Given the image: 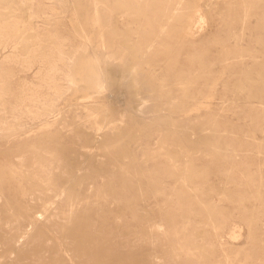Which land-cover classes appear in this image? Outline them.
Instances as JSON below:
<instances>
[{
  "label": "rangeland",
  "instance_id": "374dc122",
  "mask_svg": "<svg viewBox=\"0 0 264 264\" xmlns=\"http://www.w3.org/2000/svg\"><path fill=\"white\" fill-rule=\"evenodd\" d=\"M59 40L56 86L18 107L21 61ZM79 47L112 81L93 110L119 117L96 144ZM0 182V264H264V0H0Z\"/></svg>",
  "mask_w": 264,
  "mask_h": 264
},
{
  "label": "bare ground",
  "instance_id": "6f19581e",
  "mask_svg": "<svg viewBox=\"0 0 264 264\" xmlns=\"http://www.w3.org/2000/svg\"><path fill=\"white\" fill-rule=\"evenodd\" d=\"M189 2V1H188ZM175 3V2H174ZM137 4V3H136ZM194 4V3H193ZM95 5V4H94ZM138 5V4H137ZM55 6V5H54ZM100 6V5H99ZM135 6V5H134ZM196 6V5H195ZM95 8V7H94ZM78 9V8H77ZM69 10V9H68ZM170 11V10H169ZM59 12V11H58ZM97 12V11H96ZM95 12V13H96ZM106 12V11H105ZM51 13V12H50ZM54 13V12H53ZM72 14V13H71ZM175 14V13H174ZM135 15V14H134ZM137 15V14H136ZM49 16V15H48ZM47 16V17H48ZM51 16V15H50ZM209 16V15H208ZM40 17V16H39ZM52 17V16H51ZM134 17V16H133ZM141 17V16H140ZM143 17V16H142ZM53 18V17H52ZM32 19V18H31ZM74 19V18H73ZM73 19H69V20H73ZM215 19V18H214ZM10 20V19H9ZM170 20V19H169ZM31 21V20H30ZM71 21H69V22H71ZM136 20L134 19V22H135ZM200 21H204V16L203 15H201L200 16ZM215 21V20H214ZM28 22V21H27ZM74 22V21H73ZM235 22V21H234ZM72 23V22H71ZM70 23V24H71ZM77 24V23H76ZM107 24V23H106ZM207 24V26H208V22L206 23L205 22V25ZM73 25V24H72ZM30 26V25H29ZM204 26V25H203ZM81 27V26H80ZM90 27V26H89ZM92 27V26H91ZM134 27H136L135 26V24H134ZM71 28V27H70ZM73 28H74V26H73ZM139 29V28H138ZM18 30V29H17ZM33 30V29H32ZM104 30V29H103ZM5 31V30H4ZM66 31V30H65ZM183 31H184V29H183ZM198 31H199V29H198ZM108 32V31H107ZM163 32H165V27L164 28H162L161 29V31L159 32V34H161V33H163ZM2 33L3 34H5V32H3L2 31ZM184 33V32H183ZM67 34V33H66ZM92 34V33H91ZM93 35V34H92ZM167 35V34H166ZM169 35V34H168ZM62 36H63V34H62ZM86 37V36H85ZM93 37V36H92ZM102 37H103V35H102ZM52 38V37H51ZM91 38V37H90ZM175 38V37H174ZM21 39H23V38H21ZM53 39V38H52ZM103 39V38H102ZM156 39V38H155ZM177 39H178V37H177ZM25 40V39H24ZM56 40V39H55ZM54 40V41H55ZM176 40V39H175ZM90 40H88V42H89ZM174 41V40H173ZM21 42H22V40H21ZM29 42V41H28ZM50 42H52L51 40H50ZM67 42H68V40H67ZM49 44H51V43H49ZM48 44V46H50ZM66 43L64 42V40L62 41H57V42H55V43H53L50 47H49V49H48V53L45 55V57H43L42 56V58L41 59H37V58H28V59H23L24 61H21V65H22V67L21 68H24V70H26V71H29V72H31V70H34L35 69V71L34 72H36V79H37V83H36V85L34 86V87H32V88H29V89H27V90H25L24 91V93L21 95V96H19V98H18V102H17V106L18 107H20V106H23V105H26L27 106V104H31L32 102H34V101H36L42 94H43V91H44V89L45 88H49V87H55L56 86V75H57V73L59 72V68H60V65L62 64V63H64V59L67 57V55H66V53H65V49H64V45H65ZM13 46V45H12ZM68 46H69V44H68ZM21 47V46H20ZM19 47V48H20ZM24 49V48H23ZM95 49V48H94ZM100 49V48H99ZM151 49V48H150ZM149 49V50H150ZM31 50H33V49H31ZM98 50V49H97ZM148 50V49H147ZM3 51V50H2ZM24 51V50H23ZM126 51V50H125ZM13 52H14V50H13ZM85 52H86V50H85V48L84 47H79L78 49H77V53L79 54V58L77 59V61L76 62H74L73 64H72V67H73V69L72 70H75V72H76V74L77 75H79V80L81 79V81L80 82H82V85H81V87H79V86H77V83L76 82H74L75 84H74V86H73V88H72V90H73V92H72V94L71 95H75L77 92L78 93H81V95L79 96V104H80V106H82L84 109H85V111H86V117H88L87 119H94V118H100L101 119V123L100 124H98V123H96V124H92V126H91V130L93 131V133H94V137H93V143H97L98 141H99V139L101 138V136H102V134L107 130V128H115V127H117V124H116V121L118 120V118L119 117H114V116H112V114L109 112V110L108 109H106V108H100V109H97L96 108V110H93L95 107V103H96V99L97 98H99L101 95H106V93H109L110 92V84L112 83V81L107 77V76H105L104 74H102V73H100V72H98L94 67H92V66H90V67H84L86 64H87V62H88V59H87V62L86 61H84V54H85ZM93 53V52H92ZM12 54V53H11ZM21 54H23V53H21ZM25 55V54H24ZM43 55V54H42ZM22 56V55H21ZM131 56V55H130ZM95 57V56H94ZM132 57V56H131ZM21 58V57H20ZM24 58H26V56L24 57ZM40 58V57H39ZM11 59V58H10ZM119 61H120V63L122 64L123 62H122V58L121 59H119ZM13 62H15V60L13 61ZM70 62H71V60H70ZM84 62H86L85 63V65L83 64ZM89 64H91V63H89ZM87 66V65H86ZM127 67V69H126V71H125V74L124 75H121L122 77L120 78V80H118V83H119V87H121V88H124L125 90H127V91H131L132 93H133V96H135L136 98L138 97V93H137V65H134V64H131V65H129V66H126ZM68 69V68H67ZM100 69V68H99ZM174 72V71H173ZM72 74H75L74 73V71H72L71 72ZM34 74V73H33ZM17 75V74H16ZM76 75V76H77ZM75 76V75H74ZM32 77H34V76H32ZM75 79V78H74ZM73 79V81H75ZM59 80V79H58ZM65 81H67V80H65ZM253 81V80H252ZM34 82V81H33ZM32 82V83H33ZM78 82V81H77ZM9 83V82H8ZM68 84V83H67ZM33 85V84H32ZM68 86V85H67ZM170 86V85H169ZM28 87V86H27ZM67 89H68V87H66ZM167 88V87H166ZM3 89V88H2ZM23 90V89H22ZM69 90V89H68ZM70 90H71V88H70ZM71 90V91H72ZM168 90V89H167ZM9 91V90H8ZM242 91V90H241ZM57 92V91H56ZM65 92V91H64ZM68 92V91H67ZM70 92V91H69ZM68 92V93H69ZM168 92V91H167ZM46 94V93H45ZM57 95H58V93H57ZM62 95V94H61ZM68 95V94H67ZM77 95V94H76ZM60 96V95H59ZM78 96V95H77ZM69 97V96H68ZM75 97V96H74ZM108 97V96H107ZM51 98V97H50ZM54 98V97H53ZM76 98V97H75ZM211 98H213V97H211ZM68 99H72V98H66V101L68 100ZM78 99H76V100H78ZM54 100V99H53ZM75 100V99H74ZM170 101V100H169ZM37 102V101H36ZM174 102V101H173ZM181 102V101H180ZM52 103H53V101H52ZM63 103H65V102H63ZM159 103H161V102H159ZM34 104V103H33ZM54 104H55V102H54ZM126 104V103H125ZM145 104V103H144ZM35 105V104H34ZM99 105H101V104H99ZM104 105V104H103ZM203 105V104H202ZM233 105V104H232ZM53 106V105H52ZM79 106V107H80ZM97 106V105H96ZM126 106V105H125ZM54 107V106H53ZM100 107V106H99ZM262 107V106H261ZM29 108V107H28ZM45 108V107H44ZM120 108V107H119ZM203 108V107H202ZM131 109V108H130ZM135 109V108H134ZM155 109V108H154ZM153 109V110H154ZM38 110V109H37ZM125 110V109H124ZM28 111V110H27ZM84 111V110H83ZM134 111V110H133ZM234 111V110H233ZM118 112V111H117ZM116 112V113H117ZM120 113L121 112H119V115H120ZM135 113H136V111H135ZM117 115V114H116ZM139 115V114H138ZM138 115H136V116H138ZM134 116H135V114H134ZM38 117V116H37ZM37 119V118H36ZM48 119V118H47ZM179 119V118H178ZM83 120V119H82ZM82 120H81V123H82ZM78 121H80V119L78 120ZM89 121V120H88ZM87 121V122H88ZM48 124V123H47ZM131 124V123H130ZM110 125V126H109ZM138 125V124H137ZM61 127V126H60ZM39 128H42V127H39ZM38 128V129H39ZM129 128V127H128ZM137 129V128H136ZM38 131V130H37ZM81 131V130H80ZM128 131V130H127ZM40 132V131H39ZM32 133V132H31ZM30 133V134H31ZM116 133V132H115ZM29 134V135H30ZM28 135V134H27ZM28 135V136H29ZM116 135V134H115ZM2 136V135H1ZM110 136H113V135H110ZM126 136V135H125ZM134 136H135V134H134ZM13 138V137H12ZM11 138V139H12ZM116 139H117V137H115ZM2 139V138H1ZM109 139H110V137H109ZM48 140V139H47ZM74 140H76V139H74ZM36 141V140H35ZM95 147V146H94ZM99 149V148H98ZM93 150H94V148H93ZM92 152V151H91ZM23 153V152H22ZM165 157V156H164ZM37 158V157H36ZM88 159H89V156H88ZM101 159V158H100ZM171 161V160H170ZM172 162V161H171ZM76 163V162H75ZM78 164V163H77ZM178 175V174H177ZM35 179V178H34ZM52 180V179H51ZM74 180V179H73ZM5 181H8V180H5ZM33 181H31V183H32ZM1 183V182H0ZM71 184H72V182H70ZM7 185V184H6ZM3 186V185H2ZM1 187V186H0ZM27 189V188H26ZM6 190V189H5ZM134 191V190H133ZM137 191V190H136ZM2 192V191H1ZM6 192H7V190H6ZM64 192V191H63ZM5 192H3V194H4ZM136 193V192H135ZM2 194V195H3ZM63 194V193H62ZM61 194V195H62ZM133 194V193H132ZM7 195V194H6ZM5 195V196H6ZM1 196V195H0ZM5 196H4V198H5ZM35 196H36V194H35ZM59 196L60 195H58L56 198H51V199H46V200H44L42 203H41V208L39 209V210H37V213H36V211L34 212L35 213V215H34V219L32 220V221H30L29 222V225H27V227L25 228V230H24V232L19 236V239H18V241H21L23 238H25L26 236H27V234L29 233V231H31L32 229H33V227L35 226V224L39 221V220H41L42 218H44V217H46L52 210H53V208H54V206H55V204H56V201H57V199L59 198ZM103 198V197H102ZM3 200V199H2ZM6 200H7V198H6ZM131 200H133V199H131ZM5 201V200H4ZM3 201V202H4ZM9 201H10V198H9ZM36 201V200H35ZM173 201V200H172ZM256 201V200H255ZM6 203H8L7 201H6ZM5 203V204H6ZM171 203V202H170ZM172 203H174V201L172 202ZM1 204H3V203H1ZM9 205H11V204H8V206ZM81 205V204H80ZM264 205V204H263ZM262 205V206H263ZM2 206V205H1ZM4 206V205H3ZM2 206V207H3ZM7 206V205H6ZM5 206V207H6ZM12 206V205H11ZM17 206V205H16ZM162 206V205H161ZM13 207H15V206H13ZM32 207L33 206H31V209H32ZM58 207V206H57ZM62 207V206H61ZM83 207V206H82ZM75 208H76V206H75ZM263 208V207H262ZM1 209V208H0ZM20 209V208H19ZM34 209V208H33ZM35 209H38V208H36L35 207ZM34 209V210H35ZM63 209V208H62ZM60 207H59V210H62ZM169 209H172V208H169ZM4 210H5V208H4ZM3 210V211H4ZM16 210V209H15ZM77 210V209H76ZM145 210V209H144ZM2 211V212H3ZM6 211V210H5ZM33 211V210H32ZM27 213V212H26ZM4 214V213H3ZM52 214V213H51ZM57 214V213H56ZM7 215V214H6ZM23 215V214H22ZM67 215V214H66ZM78 215V214H77ZM154 215V214H153ZM5 216V215H4ZM3 216V217H4ZM253 216V215H252ZM261 216H263V215H261ZM5 218H6V216H5ZM28 218V217H27ZM49 218V217H48ZM7 219V218H6ZM246 219V218H245ZM244 219V220H245ZM3 220V219H2ZM240 221V220H239ZM230 222V221H229ZM18 223V222H17ZM16 223V224H17ZM233 223V222H232ZM229 225V224H228ZM143 226V225H142ZM155 226V225H154ZM221 226V225H220ZM264 226V225H263ZM76 227H77V225H76ZM43 228H45V227H43ZM57 228H58V226H57ZM230 228V227H229ZM71 229V228H70ZM69 229V230H70ZM15 230H17V229H15ZM35 230V229H34ZM33 230V231H34ZM36 230H37V228H36ZM35 230V231H36ZM42 230V229H41ZM40 230V231H41ZM63 230V229H62ZM73 230V229H72ZM86 230V229H85ZM166 230H167V228H166ZM37 231H39V230H37ZM75 231V230H74ZM140 231V230H139ZM228 231H229V229H228ZM62 232V231H61ZM70 232V231H69ZM71 232H73V231H71ZM233 232V231H232ZM37 233V232H36ZM75 233V232H74ZM169 233V232H168ZM170 233H171V231H170ZM42 234H46L45 232L43 233L42 232ZM33 235H34V233H33ZM32 235V236H33ZM40 235V234H39ZM69 235V234H68ZM229 235H230V233H229ZM234 235V234H233ZM34 237V236H33ZM38 237V236H37ZM36 237V238H37ZM41 237V236H40ZM69 237H70V235H69ZM141 237V236H140ZM139 237V238H140ZM31 238V237H30ZM35 238V239H36ZM48 238V237H47ZM54 238H56V236H54ZM171 238V237H170ZM169 238V239H170ZM228 238V237H227ZM7 239H10V238H7ZM50 238H48V240H49ZM137 239V238H136ZM57 240H58V238H57ZM69 240V239H68ZM71 240H73L74 241V239H71ZM94 240H96V239H94ZM140 240V239H139ZM26 241V240H25ZM37 241V240H36ZM44 241V240H43ZM70 241V240H69ZM152 241V240H151ZM10 242H11V240H10ZM48 242V241H47ZM47 242L45 243V244H47ZM50 242H51V240H50ZM71 242V241H70ZM94 242H96V241H94ZM98 242V241H97ZM228 242V241H227ZM17 243H19V242H17ZM165 243V242H164ZM10 244V243H9ZM15 244V243H14ZM34 244H36V243H34ZM34 244H32V245H34ZM39 244V243H38ZM42 244V243H41ZM76 244V243H75ZM17 245V244H16ZM23 245H24V243H23ZM31 245V246H32ZM52 245V244H51ZM77 245V244H76ZM75 245V246H76ZM99 244H97V246H98ZM175 245V244H174ZM54 246H55V244H54ZM94 246V245H93ZM135 246V245H134ZM71 247V246H70ZM100 247V246H99ZM144 247V246H143ZM180 247V246H179ZM185 247V246H184ZM191 247V246H190ZM17 248V247H16ZM22 248V247H21ZM50 248H52V247H50ZM56 248V247H55ZM74 248H76V247H74ZM101 248V247H100ZM99 248V249H100ZM134 248V247H133ZM188 248V247H187ZM226 248V247H225ZM105 249V248H104ZM107 249V248H106ZM143 249V248H142ZM14 250H15V248H14ZM20 250V249H19ZM50 250V249H49ZM95 250V249H94ZM186 250V249H185ZM16 251V250H15ZM47 251V250H46ZM55 251V250H54ZM58 251V250H57ZM79 251V250H78ZM101 250H99V252H100ZM168 251H170V250H168ZM187 251H190V250H187ZM225 251H226V249H225ZM68 252H69V249H68ZM81 252H82V250H81ZM106 252V251H105ZM178 252V251H177ZM190 252H192V251H190ZM196 252V251H195ZM227 252V251H226ZM56 253V252H55ZM101 253V252H100ZM109 253H110V251H109ZM141 253V252H140ZM139 253V254H140ZM218 253V252H217ZM13 254H14V252H13ZM51 254H53L52 253V250H51ZM91 254H93V253H91ZM129 254V253H128ZM222 254H223V252H222ZM225 254V253H224ZM228 254H229V252H228ZM41 255V254H40ZM89 255V254H88ZM97 255V254H96ZM99 255V254H98ZM102 255V254H101ZM101 255H99V256H101ZM111 255V254H110ZM12 256V255H11ZM92 256V255H91ZM91 256H89V257H91ZM98 256V257H99ZM103 256V255H102ZM184 256H185V254H184ZM224 256V255H223ZM86 257H88V256H86ZM88 257V258H89ZM97 257V258H98ZM106 257L107 258H109L108 256H107V254H106ZM110 257H112V255L110 256ZM126 257V256H125ZM139 257V256H138ZM186 257V256H185ZM185 257H183V258H185ZM224 257H226V255L224 256ZM95 258V257H94ZM113 258V257H112ZM112 258H110L111 259V262H112ZM120 258V257H119ZM128 258H130V257H128ZM127 258V259H128ZM181 258V257H180ZM69 259V258H68ZM93 259V258H92ZM124 259V258H123ZM227 259H228V255H227ZM226 259V260H227ZM87 260V259H86ZM94 260H96V259H94ZM103 260V259H102ZM107 260V259H106ZM109 260V259H108ZM107 260V261H108ZM218 260V259H217ZM97 261V260H96ZM107 261H104L105 263L107 262ZM123 261V260H122ZM140 261V260H139ZM87 262V261H86ZM108 262H110V261H108ZM225 262H227V261H225ZM5 263V262H4ZM3 263V264H4ZM234 263V262H233ZM7 264V263H6ZM83 264V263H82ZM98 264V263H97ZM166 264V263H165ZM222 264V263H221ZM224 264V263H223ZM232 264V263H231ZM239 264V263H238Z\"/></svg>",
  "mask_w": 264,
  "mask_h": 264
}]
</instances>
